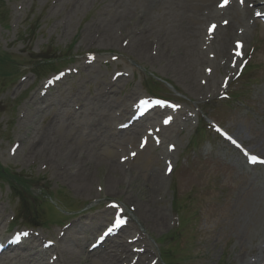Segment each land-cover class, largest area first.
I'll use <instances>...</instances> for the list:
<instances>
[{
    "label": "rangeland",
    "instance_id": "rangeland-1",
    "mask_svg": "<svg viewBox=\"0 0 264 264\" xmlns=\"http://www.w3.org/2000/svg\"><path fill=\"white\" fill-rule=\"evenodd\" d=\"M220 2L0 0V163L51 185L36 227L17 219L18 200L0 180L5 240L27 230L52 243L74 227L71 264H106L108 249L91 252L90 246L103 234L98 218L115 213L111 205L117 204L139 221L135 225L154 249L139 264H165L162 253L171 244L162 239L178 228L181 242L171 246L174 264H264V162L251 161L253 155L264 160V15L255 16L245 0L227 11L224 32L236 35L226 42V54L224 42H211L206 24ZM197 31H204L202 40ZM197 52L209 60L200 73ZM39 55L63 59L40 72L33 68ZM153 80L161 84L158 91L150 86ZM236 89L240 98L226 102ZM143 97L168 100L170 124H163L164 113L151 121L163 134L172 131V149L159 146L155 134L148 144L142 139L140 149L139 138L121 147L123 136L147 134L127 124L119 110ZM73 149L93 159L88 192L79 188L74 168L50 159L54 151L61 157ZM119 162L125 183H115L111 195L108 180ZM164 168L158 197L148 198V186ZM140 200L148 202L142 204L148 210L138 213ZM177 204L184 206L182 227ZM148 211L164 212V219Z\"/></svg>",
    "mask_w": 264,
    "mask_h": 264
},
{
    "label": "bare ground",
    "instance_id": "bare-ground-1",
    "mask_svg": "<svg viewBox=\"0 0 264 264\" xmlns=\"http://www.w3.org/2000/svg\"><path fill=\"white\" fill-rule=\"evenodd\" d=\"M239 1L240 0H228V2H221L219 5L220 7H216L212 18L206 20L208 29L211 28L210 26L214 27V29L212 30L211 42H224L223 48L226 54L229 53L230 44L226 42H231L232 38L236 34L228 36L225 34L223 28L225 25L224 18L227 15V11L229 9L236 11V3ZM250 2H253V4H255L254 6L256 7L257 11H261L262 9H264V5L259 4L260 2L258 0H250ZM249 10H251V8H249ZM200 33L202 32H196L198 38ZM203 35L205 36L204 31L201 35L200 40L203 39ZM144 45L145 43H143L142 52L144 51L143 53L147 55ZM147 56L150 57V55ZM195 57L196 61L198 62L197 70L198 73H200L202 72V66L204 64H207L209 60L207 59V56L204 55V53L200 52H197ZM135 98L136 97H133V99L131 100H135ZM138 99L140 100V103H131L128 105H121L119 107L121 114H124L126 116L127 124L134 122L133 126L135 128H137V126L143 128V132H148L149 129H152V132L156 131V135L166 136L168 139L163 136H159L156 139L161 143H168L167 148H169V146L173 144L172 138L169 135L173 134L172 131L166 128L167 130L163 134L162 130L157 128L156 126H153V122L151 121L154 118H162L163 112L168 109L163 104L157 103V101L155 100H147L146 98ZM142 101H145V104L149 103L150 109L145 113V115L140 116L139 109L142 105H144L141 103ZM136 116L142 118H139L137 121ZM187 116L188 115H186V117L184 118L186 119ZM185 121V124H187L189 122V119H186ZM137 138L140 139V144V142L142 141L140 135L135 134L132 136H123L121 138V147L126 149L128 145H134L137 141ZM146 142L148 143V140H146ZM57 155V152H52V155L50 157L51 161L61 163L60 166L65 169L70 170L74 168V178L78 183L81 191H90L89 188L91 180V170L93 169L94 165L91 156L84 151L76 149H73L71 153L66 156L61 155V157H57ZM166 156H168V154H166ZM260 163L261 160L258 159L255 164L259 165ZM120 164V162L118 164H113V168L111 169L112 175H110V177L112 179L108 180L110 185L109 190L112 191L111 195H115V183H117V185L125 183L127 172ZM162 171L163 173H159V180H157L156 178L155 184H151L148 186V189L151 193V195H148V198L152 196V199L156 200V198L158 197L161 191V183L165 180L166 169L164 168ZM125 193L128 194V192ZM126 200L127 204L131 203L132 197L130 198L128 195ZM145 203L148 205V202H146V200H140L137 209L138 213L141 212L142 209L148 210V207H142V204ZM111 208L114 210H118L119 206ZM148 214L153 215L155 220L159 218L164 219V212L158 211L152 213L148 211ZM113 216L114 213H111L109 217L101 216L98 218L97 226L103 225V230L106 227L105 231L107 234L105 235L102 243L95 245L93 249H91V252L99 251L100 253L101 251H105L106 249H108V251L104 253L106 264H138V260L142 258V256H145V259H149L150 256L154 254V249L150 245L148 240L144 237L143 231L140 230L137 225H135L134 218L122 215L121 217L124 223L115 228L113 231L108 232V226L112 227L113 222L116 220V217L113 218ZM73 230H75L74 227H71L66 231L59 232L58 236L55 237V241L51 246L47 245L43 235L34 232H27L24 230L20 231V233L18 234L20 236V241L17 243H14L13 240H10V238L5 240L4 236H6V234L0 232V246L4 248V251L0 253V264H35L37 261H39V263L42 262V264H45V262L43 263V261H47L53 264H71L73 263V254L68 249V242L70 241L71 233ZM114 245H116L115 249H112Z\"/></svg>",
    "mask_w": 264,
    "mask_h": 264
},
{
    "label": "snow or ice",
    "instance_id": "snow-or-ice-1",
    "mask_svg": "<svg viewBox=\"0 0 264 264\" xmlns=\"http://www.w3.org/2000/svg\"><path fill=\"white\" fill-rule=\"evenodd\" d=\"M238 46H239V42H238ZM157 103H161V102L157 101ZM170 119H171V118L169 117L168 120H165L164 122H165V123H168ZM217 131H220V130L217 129ZM222 135H224V136H225L229 141H231L233 144H236V143H237V142H236L235 140H233V138H232L231 136H229L227 133H222ZM145 142H146V141H145ZM143 146H144V145L142 144L141 147H143ZM237 146H239V145H237ZM133 155H135V153H133ZM251 159H252L253 161H255V160H257L258 158L255 157V156H252ZM123 223H124V221H123L122 217L118 214L116 220L113 222L112 227H110V228L108 229V232L113 231L115 228L119 227V226H120L121 224H123ZM106 234H107V233H106ZM25 235H26V234H25ZM101 239H103V237H101Z\"/></svg>",
    "mask_w": 264,
    "mask_h": 264
},
{
    "label": "trees",
    "instance_id": "trees-1",
    "mask_svg": "<svg viewBox=\"0 0 264 264\" xmlns=\"http://www.w3.org/2000/svg\"><path fill=\"white\" fill-rule=\"evenodd\" d=\"M1 172V171H0ZM3 172V171H2ZM3 173H5L6 174V177L8 178V179H10L11 177H12V180H14V182H15V184L17 185H20V184H25L27 181L26 180H22L21 179V177H15V176H13V175H11L10 173H8L6 170H5V172H3ZM28 184L29 183H27V186H28Z\"/></svg>",
    "mask_w": 264,
    "mask_h": 264
}]
</instances>
